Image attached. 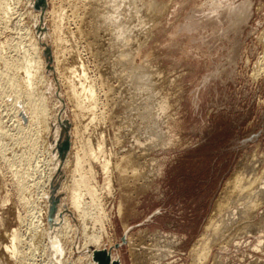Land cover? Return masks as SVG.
Returning <instances> with one entry per match:
<instances>
[{
    "label": "rangeland",
    "instance_id": "obj_1",
    "mask_svg": "<svg viewBox=\"0 0 264 264\" xmlns=\"http://www.w3.org/2000/svg\"><path fill=\"white\" fill-rule=\"evenodd\" d=\"M7 1V8L5 7L7 13H3L0 9L2 17L4 16L2 18L0 14V78L2 79L0 80V239H3L4 235H1L3 230L5 234L7 230L17 228L22 239H25L22 240L23 245L25 244L22 245L23 252L27 250L24 252L25 264L27 262L28 264H39V253H35L38 255L36 256L32 254L35 251H29L30 247V250H34L35 246L32 244L29 247L28 240L31 233H29L30 230L28 231L27 224L34 220L33 217H37L38 212L45 209L44 206L47 203H44L46 201L43 198L49 192L51 193L50 187L58 184L59 188L65 179V174H63L60 180L58 179L52 185H48L47 182L54 163L53 153L59 148L56 144L54 152H49L57 129L52 120L61 105L59 96L63 101L61 118L68 122H66L69 125L68 133L72 131L69 136H73L74 129L80 128L78 130L80 133H78L82 132V136L85 134V137L92 135L87 134L92 133L91 118L94 115L99 121L103 119L104 122L107 119L104 122L107 126H105L106 131L112 137L117 117L123 116L128 109L134 108L135 115H137L143 113L144 107L150 106L149 113L155 110L150 113L153 115L158 110L156 105L165 100L164 110L160 111L163 114L158 111L159 116L156 113L159 117L155 119V125L152 121L146 125L136 120L137 124L140 123L138 126L143 132V135H139L138 132L136 137L140 138L138 141L140 146L145 144L146 147L138 146L136 153L141 152V149H145L144 152L147 149L148 152L146 151L145 161H138L139 165L141 164L138 168H141L135 171H138L135 176L128 172L120 177L117 172H114L112 198H107L105 194L106 176L95 168L96 174H99L97 176L95 174L96 196L98 197L96 202H99V205L94 203L95 207L93 206L94 209L92 207L91 211L95 216L104 214L103 225L109 232L110 242L106 241L105 246L100 250L110 251L111 257L113 253L112 260L120 264H192L193 246L203 234V229L214 212L216 201L222 194L226 181L239 170L241 165H247L252 157L261 162V167L264 166V71L258 77L255 74L262 51L258 36L260 37V34L264 32V0H223L218 8H215L217 0H148L154 2L152 6H148L149 10L146 9L149 13L145 14L148 16L138 10L140 7V9L143 8L142 4L139 5L140 0H134V3L133 0L132 2L116 0L113 4L117 6L121 2L123 4L126 2V6L134 5L135 1H138L140 6L138 9L134 8L137 5L131 6L133 8L127 6L128 14L136 9L132 13L136 17L140 15L141 19H137L131 13L127 15L128 24L124 21L125 26L134 23V26L131 25L132 28L128 26L129 29L135 30L137 27L138 30L136 28L134 33L130 30V34L128 33L125 39L129 36L140 39L133 38L135 46L132 47L134 50H130L129 58L131 59L130 64L128 63L130 66L122 67L123 69L118 66V63L116 65L112 62L115 58L112 52H115V47L119 43L115 42L108 32L109 28H116L122 24L110 16L115 9L113 12L109 7L110 10L105 9L103 18L97 15L100 0H45L46 8L43 13L40 7L42 0ZM151 7L154 10L150 11ZM60 15L63 21L65 20L61 34H65L68 30L71 32H67L69 37L63 35L64 41L68 38L70 40L64 42L67 43L65 47H71V44L73 48L76 47L74 50L80 55L87 69V75H89L87 80L92 81L95 87L97 103L95 111L93 110L94 114L89 115L88 111L87 115L85 113L78 119L73 113L75 112L73 104L65 96L67 94L65 88L58 80L53 60L51 59L48 65L44 56L46 48L49 52L53 51L50 52V58H53L52 53L55 49L51 28L54 27L53 30L56 28L55 17H60ZM33 16L36 19H33ZM110 20L112 21L110 23H114L115 26L111 27ZM114 21H117L116 24ZM136 23L139 27L135 26ZM29 41H32L35 47L38 50L41 49L42 52L44 67L41 76L44 82L40 87L42 99H46L43 102L47 103V121L49 120L47 134L43 136L46 139L36 140L35 152L26 151L25 146L23 148L22 137L17 130L14 118L15 108L21 107L22 100L14 95V92L12 93L9 86L11 83H7L5 79V76L9 75L7 74L8 66L20 64L23 62L22 58L28 57L31 53ZM68 57L66 53V58ZM107 62L110 64L108 65ZM117 66L121 69L118 70ZM131 66L134 73L130 72ZM134 66L136 68L139 66L142 70L134 69ZM105 70L106 72H103ZM135 70L140 72L137 73ZM145 73L149 75L145 77ZM142 78L151 79V81L154 79L155 84L145 79L148 84L151 82V86L145 85ZM103 79L106 82L103 83ZM136 79H142L141 86H139L140 83L137 85ZM101 83H103L102 87ZM104 85L106 87L110 85V88L107 87V89ZM149 92L156 96L152 95L150 98ZM97 119L96 122H98ZM57 126L61 132L59 123ZM149 131L153 133L149 134ZM155 133L156 135H153ZM157 134L164 138L162 136L158 138ZM143 137L149 140L143 141ZM156 137L157 140L161 139L160 143L156 141ZM135 140V138L130 139L126 147H134ZM153 141L155 148H153ZM72 142H75L74 149L78 150L79 142L76 139ZM19 148L24 153V159L19 158L21 154ZM260 170L261 168H258L256 173L259 174ZM135 172L132 173L135 174ZM36 182L38 184L35 186ZM63 197V195L58 196L59 200ZM85 202H89L87 196ZM100 207L103 212L100 211ZM259 210L250 224L255 232L260 231L258 236L243 235L224 246L225 248L214 245L211 248V254L203 264H212L217 256L221 260L220 264H250L252 260L264 262V218L260 220L259 217V213L264 212V205ZM18 216L19 221L16 219ZM255 226L259 227L258 230ZM94 231H98L97 225ZM158 236L168 239L169 241L166 242L171 248L169 255L154 260L152 255L158 249L155 247ZM77 237L78 241L76 242V237H74L73 242H76V246L80 248L81 232ZM127 237L129 241H126ZM258 239L263 240V244L256 250ZM27 242L28 246H26ZM160 244L164 245L162 240ZM58 251H64L61 241L52 253L56 254ZM80 257L82 258L81 253H73L69 260L75 261V258ZM2 261L0 260V264ZM24 262L18 264H24ZM5 264L17 263L6 261Z\"/></svg>",
    "mask_w": 264,
    "mask_h": 264
},
{
    "label": "bare ground",
    "instance_id": "obj_2",
    "mask_svg": "<svg viewBox=\"0 0 264 264\" xmlns=\"http://www.w3.org/2000/svg\"><path fill=\"white\" fill-rule=\"evenodd\" d=\"M6 1L7 0H0V4L2 6L4 5L3 7L0 5V7H1L0 9L3 11V13H5L7 11L5 9V7H6V3L8 1L7 2ZM18 1H20V0H18ZM114 1L116 2V0H102V4H101V0H100V7H97V8H99V14H97V13L96 14L100 18H103L104 17V13H105L104 12L105 9H109L110 8L112 12H113V9H115L112 14L110 13L111 14L110 16H113L112 19L116 18L115 20H117V21L119 20L118 23L122 24V25L121 26L119 25V26H117L115 28V27H113L114 23L113 24L110 23V22H112L110 20L109 23L112 24L111 27H113L114 29L113 28L112 29L109 28V31L108 30L107 31L112 35V36L110 35L112 37V39L115 42L120 44V45L117 44V47H115L116 49L114 50L115 52H112L115 55L114 56L115 58H114V60L112 62H114L116 65L118 63V66H121V68H122V67H125V66H130V65H128V63H129V60L131 59V58H129L130 54H131L130 50L132 49L133 46H135L134 45V39L135 40H139L140 39V38L136 39L137 37L134 38L133 35H131V37L133 36L134 39L130 38V36L128 37L130 39H128V38L125 39L127 37V34L131 30L128 27L130 24L125 26V24L128 22L127 21L128 19L126 20V18H128L127 15H130V13L133 14L132 11L136 10V9H134V10L130 11V13L128 14L129 9H127L128 8L127 6L131 7V6L137 5V7H134V8L138 9L141 6L140 4H142L143 8L140 9L141 8L140 7L138 10H140V12L142 14L143 13L145 14V13H149L148 12V10H149L148 8L150 6H152L154 4V2L153 1H148V0H145V1H142V0L139 1L138 0L140 6L138 5V1H135L136 4H134V5H131V4L128 3L129 5H127V6L125 4L126 2H124L125 6H123L124 4L122 2L124 0H122V2H121L122 5L120 4L119 6H117V5L113 4V3H115ZM125 1H127V0H125ZM133 3H134V0H133ZM110 5H112V6H110ZM131 8H133V7H131ZM146 9H148V10H146ZM151 9L154 10V8L151 7L150 11H151ZM51 11L54 12L53 10H51ZM97 11H98V9H97ZM56 13H57V9H56ZM61 13H63V12H61ZM138 14H139V11H138ZM145 15H147V14H145ZM132 16L136 17L134 14ZM139 16L136 17V18L137 19L139 18V20H140L141 17H139ZM1 17H2V14H1ZM106 17H107V15H106ZM107 18L110 19L109 17H107ZM33 19H36V18L33 16ZM55 19H56L55 20L56 22L55 21L54 22L56 24L55 25L56 28L53 30L54 27L53 28L50 27L52 29V33L51 34L53 35V37H52L53 38V48L55 49L54 53H52L53 54V58H50V59H52L53 63L55 64V72L58 75L57 77H59L58 80L62 83L63 87L66 90L65 92L67 94L65 96L69 99V102L72 103L73 104L72 106L75 108L74 109L75 112L73 111V113L76 114L77 119L79 117H82V115L85 114L88 111L90 112L89 115H93L94 114L93 110L96 107L95 105L97 103L95 101V87H94L92 81H91L92 82L91 83L90 80H89V82L87 80V76L89 77V75H87L88 74L87 69L84 67V65L82 63V58L77 53V51L74 50L76 47L73 48L72 44L70 42L69 43L71 44V47L69 46L68 47L69 49L67 47H65V44H67V43H64V42H68L70 40H68L69 39L68 38L67 39L68 41L67 40L64 41V36L63 35H65L66 37H69V33H71L68 30L67 32H69V33H67V32L65 33L64 32L65 34H61L62 33V28H63L62 27L63 26V22L65 20L63 21V17L61 15H60V17L56 16ZM137 19H135V21ZM106 21H107V19H106ZM117 21H114L115 24H116ZM132 22H134V21H132ZM132 22H130V23H132ZM136 22H138V21H136ZM35 23H37V22H35ZM138 23H136L137 25H135V26H138L140 24V23L139 24ZM131 25L134 26V23H132ZM52 26H53V24H52ZM84 26H85V24H84ZM126 27H127V29H126ZM101 28H103V27H101ZM124 28H125V30H124ZM130 28H132V26ZM136 28L137 27H135V30H136ZM68 29H70V28H68ZM135 30L133 29V30H131V32L133 31V33H134ZM137 30H138V28H137ZM49 32H51V31H49ZM103 32H105V31H103ZM79 33H81V32L79 31ZM260 35H261L260 37L258 36V38H259L258 40H260V42L262 44V51H261L260 62H258L259 63L258 66L259 67L257 68V72L255 73L257 75V77L264 71V32L262 34H260ZM70 36H72V34ZM135 36H137V35H135ZM30 37H32V36H30ZM33 37H35V36H33ZM48 38H50V37L48 36ZM33 41H34V39H33ZM105 41H107V40H105ZM37 42H35V43L37 44ZM29 43H30L29 51H31L29 56L27 57V56L24 55L25 57L22 58L23 62H21V63L19 62L20 64H16V65L15 64L14 65L11 64V66H8L9 69L6 68V66H5V69L6 70L8 69L7 74H9V75L7 77V75L5 74L6 72L4 74L6 75L5 79H6L7 83H9V84L11 83L12 84V86H11V84L9 85L11 87L12 93L14 92L15 93L14 95H16L18 98H20L22 100L21 107L17 108V109L15 108V112H14L15 116H14V118H15V123L17 125V130L20 132L21 137H22V139L21 138L20 139H21V141H23L22 142L23 143V148L25 146L26 148H24V149H27L26 151L32 152V151L35 150L36 140H39L40 138H45L43 136L45 135V133L48 130L47 129V124H48L47 122L49 120L47 121V114H48V110L46 108V104L47 103L43 102V100L45 101L46 99H44V98L42 99L43 95L41 94V87H40L43 84V82H44L43 81L44 78H42V76H41V73H42L43 67H44V65H43L44 61L42 62V52L40 51L41 49L38 50L35 47V45H34V43L32 41H29ZM132 50H134V49H132ZM44 51H47V49L45 48ZM50 52H53V51H50ZM50 52H49V54H50ZM66 53L69 56L68 58H66ZM44 56H45V52H44ZM45 58H46V56H45ZM112 58H113V54H112ZM69 60L71 62H69ZM13 63H18V62H13ZM109 64L110 63H108V65ZM48 65H49V63H48ZM118 66H117V69L119 70L120 67L118 68ZM48 68H50V67L48 66ZM99 68H101V66ZM138 68H139V70H142V69H140L139 66H138ZM138 68L135 67L134 69H138ZM142 68H143V66H142ZM131 69H132V66H131ZM131 69H130V72L131 71L133 72V69L132 70ZM139 70H135V71L137 73H139L140 72ZM144 70H147V69H144ZM103 72H106V70L103 71ZM141 72L144 73V71H141ZM147 73H145V75H144L145 77H146V75L147 76L149 75ZM1 74H3V73H1ZM123 74H125V73H123ZM99 75H101V74L99 73ZM135 75L137 76L136 73H135ZM2 76H4V75H2ZM97 76H98V74H97ZM101 76H103V75H101ZM104 77H106V76L104 75ZM113 77H114V75H113ZM137 77H139V75ZM141 77H143V76H141ZM142 79H138V80L136 79L138 81L137 85H139V83L142 82ZM145 79H143V80L145 81ZM0 80H2V79L0 78ZM149 80L151 81V79H148L147 81H149ZM153 80L154 79H152L151 82L153 84H155L153 82ZM3 81H4V79H3ZM102 81H103V83L106 82L105 79H103ZM47 82H48V80H47ZM107 82H108V80H107ZM151 82H150V84H151ZM45 83H46V81H45ZM103 83L100 84L101 87L103 86ZM144 83H146L145 85L148 84L146 81L143 82V84ZM105 84H107V83H105ZM108 84H109V82H108ZM150 84H148V85H150ZM104 86H105V88H107L110 85H107V87H106V85H104ZM139 86H141V83H140ZM152 86L154 87V85H152ZM143 88H146V86L145 87L143 86ZM148 89H149V86H148ZM39 93L41 95H38ZM154 93H156V92H154ZM52 94H54V93H52ZM137 94H138V92H137ZM152 95L150 93V98H151ZM153 96H156V95H153ZM148 98H149V96H148ZM58 99H59L61 105H59V108H58L59 110L56 111V115H54L55 118L52 120L53 125L54 126L56 125L57 129L55 130V133H54V136H53V144H52L51 147L49 146L50 147L49 148V152L52 151V153L54 152V147H55L56 144H57L56 146H60L61 145L62 132H65L64 131L65 127L69 126L67 124L68 122L67 121H63L62 118H61L60 112H62L61 109H62V105H63L62 102L63 101H62L60 96L58 97ZM164 101L162 100V103L160 102V104L156 105V106H158L157 112L159 111V113H161L160 111L164 110V104H165ZM56 103H54V104H56ZM57 104H59V102ZM128 107H127V109H128ZM149 107H147V108L144 107L143 113L142 114L139 113L137 115H135V111L136 110L134 108H130L129 107L130 109H128V111H126V113H123L124 114L123 116L117 117L116 122H115V124L113 126L114 132H113L112 137H110L107 134V131H106V127L107 126L105 125L106 123H104V122H106L107 119L104 122H103V119H101L102 121L101 120L99 121L96 118L97 116H95V115L92 116V118H91V125H92L91 126V130H92V133H88L87 134V135H89V134L91 135L92 134L90 137H85V134H84V136H82V134H83L82 132H81V134H79L80 131H78V130L80 128L78 130H77V128L74 129L73 136L72 135L69 136V134L72 133L71 130H70L71 133L67 132L68 139H69V148L66 151V153L64 154L65 157H64L63 161L59 160V156H57L58 153L56 154V152H58V151L53 153L52 158L54 160L53 161L54 163L52 165L51 170L49 169L50 172H49V176L47 177L48 185H52L58 179L60 180V178H61L60 176L61 175L65 174L64 175L65 179L63 180V182L61 183L59 188H58V185H57V188L55 189V192H54V195H53L54 197H56L58 199V202H59V204L57 206V209H56V212H55V215H54V223L51 226L48 223V212H49V207H50L48 203H49V198H50V194L51 193L50 192L48 193V191H47L48 194L43 198L46 201L44 203H47V205L44 206L45 209L43 208L44 210H41L40 212H38L37 217H33L34 220H31L27 224L28 227H29L28 231L30 230L29 233H31V234H29L30 238L28 240V242L30 244L27 242L26 246H28L27 244H29V247H30V245L34 244L33 245V246H35L34 250L33 249L30 250L31 247H30V249L27 247V249H29V251H35V252L32 253L33 255L38 256L35 253H39V255H40L38 257V258H40L39 264H77V263L78 264H84V261H85V264H96V262L93 259L94 251H97V250H100L101 248H103V246H105L104 244L106 243V241L110 242V237H109L108 230L105 229V226L103 225L104 214L102 213L103 215L101 214V216H98V215L95 216V214L91 211V208L93 206L95 207L94 203L95 204L97 203L99 205V202H96V201H98V197L96 196L97 189H96V185H95V177L97 175H99V174L98 173L96 174L95 168L98 169V171L101 172L103 175H105L106 178H107V179L105 178L106 179L105 181L107 182L106 183V188H105V186L103 184L104 189H106V193L105 194L107 195V196L106 195H104V196H106L107 198L108 197L112 198V196L114 195L113 194V182L115 180L114 176H113L114 172H117L120 177H122L123 175H125L128 172H130L134 176L137 174L138 171L137 172H135V171L137 169L141 168V167L138 168L141 165V164L139 165L138 161H145V155H146L147 149L144 152L145 149L142 150L140 148L141 152L136 153V150H137L138 146L141 145L138 142L140 138H137L136 135L138 136V132H139V135H143V132H141V130H142L141 127L138 126L140 123L137 124L136 120H138L141 123H144L146 125L152 121V123L155 125V119H157V117L160 116L157 112L156 113L159 116H157L156 113L153 114V115L152 114L150 115V113L154 109L152 108L153 110L149 113V109H150ZM53 108H54V106H53ZM51 110H52V108H51ZM87 114L88 113H86V115ZM109 114H111V113H109ZM161 114H163V113H161ZM63 115H62V117H63ZM155 115H156V118H154ZM51 116H52V114H51ZM89 117H91V116H89ZM113 118H111V119H113ZM96 119H97L98 122H96ZM80 120H81V118H80ZM164 120H165V117H164ZM112 121H114V120H112ZM79 122H81V121H79ZM58 123H59V126L61 127V130H62L61 132H60V129L58 128V126H57ZM159 124H161V123H159ZM53 125H52V127H54ZM157 125H158V123H157ZM157 129H158V127H157ZM85 130H87V129H85ZM143 131L145 132L146 130L144 129ZM153 132L149 131L148 133L150 134V133H153ZM158 132L161 133V131H158ZM59 135H61V136H59ZM153 135H156V133L153 134ZM144 136H146V135L144 134ZM157 136L159 138L162 135L159 136L157 134ZM151 137H150V139H151ZM72 138L76 139V141L79 142L78 150L74 149L75 142H72V140H73ZM132 138L136 139L134 141V145L135 146L132 147V148L131 147L127 148L126 145L130 142V139H132ZM158 138L156 137L155 139H156L157 142L159 141V143H160L161 139L157 140ZM70 139H71V141H70ZM142 139H143V141L149 140V139L144 138V137ZM142 139H141V143H142ZM16 143H19V142H16ZM11 145H12V143H11ZM153 145H154L153 148H155V142H154ZM19 146H20V144H19ZM130 146H132V145H130ZM142 146H144V148H146L145 144L142 145ZM142 146H140V147H142ZM149 146H150V144H149ZM44 149H45V147H44ZM20 151H21L20 152L21 154L19 153L20 154L19 158L20 159H24V153H23V151L21 149H20ZM150 151H151V149H150ZM15 152H17V151H15ZM29 155H31V154H29ZM257 159H259V158H257ZM259 161H261V160H259ZM248 163H247L248 166L247 165H244V166L241 165L238 168L239 170L236 171L226 181L224 189L221 192L222 194H220V197L216 201L214 212L212 213V215L209 218L206 226L203 229L204 230L203 234L198 239V242L193 246V250L191 252L192 264H203L207 260L209 255L211 254V248H213L214 245H219L220 248H225L224 246L228 245L233 240L235 241V239H237L238 237H242L243 235H255V236H258L260 231H258V232L256 231L255 232L253 227H251L252 225H250V224H251L252 220L254 219V217L256 216L257 212L260 211L259 210L260 207L264 205V166L261 167L262 166L261 162L256 161L254 157H252L251 160L248 161ZM96 164L98 166L95 167ZM258 168H261V170H260L261 172L259 174L256 173V171H258ZM147 171H149V170H147ZM132 172H135V174L132 173ZM139 173H140V171H139ZM95 174H96V176H95ZM124 180H125V178H124ZM37 184L38 183L36 182L35 186ZM52 187L53 186H51L50 188H52ZM101 188H103V187H101ZM60 195H63L64 197L59 200L58 196H60ZM86 196L89 198V202H85V197ZM96 197H97V200H96ZM98 205H97V208H98ZM94 207H93V209H94ZM101 207H100V209H101ZM100 211H102V209ZM19 216L16 218L17 221H19L18 220ZM259 217H260V220H262L264 218V212L263 211L261 213H259ZM105 219H106V216H105ZM258 224L259 223L257 222V225ZM96 225L98 227V231L97 232L94 231L95 228H96ZM258 226H260V225H258ZM255 227H256V230H258L259 227L258 228H257V226H255ZM3 231L5 232V230H3ZM4 232H3V234H1V235H4L3 239L2 238H1L2 240L0 239V260L1 261L3 260L2 263L4 261L5 262L6 261H12L13 263H17V264L24 262V260H25L24 259L25 258L24 252H26L27 250L26 251L24 250V252H23V249H22V245H23L22 242L23 241L22 240H25V239H22L20 231L17 228H13V229L7 230L5 234H4ZM80 232H81V236H82V242H81V247L78 248L76 246V242L78 241V237L77 236L79 235ZM74 237H76V242H73ZM156 238L158 240L156 242L157 244L155 243L156 244L155 247L158 248V249L155 250V251L153 250L154 251V253H153L154 256L152 255V257H153L154 260H159V258L161 259V258H164L167 255H169L168 253H169V250H170L171 247L166 242V241H169L168 239L164 238L163 236H158ZM161 240L164 243V245L160 244ZM59 241L62 242V246H63V250L64 251H62V252L58 251L56 253L57 254L56 255L55 253L54 254L52 253V250L54 248L55 249L57 248ZM126 241H129L128 237L126 238ZM126 241H125V243H126ZM256 244H257V246L255 248L257 250L258 249L257 247H259L261 244H263V240L258 239ZM149 252H150V250H149ZM73 253H77V254L81 253L82 258H83V256H84V258L83 259L81 257L78 258V259L75 258L76 259L75 261H71V260H69V257ZM151 253H152V251H151ZM33 255H32V257H34ZM29 257H30V255H29ZM32 257H31V260L33 259ZM113 257H114V255L112 253V258ZM217 257L214 258V259L212 258L213 259V263L211 262L212 264H220L221 260L219 258H217ZM221 258H223V257H221ZM31 260L29 259L27 261H31ZM252 261L253 262L250 263V264H264V262L259 261V260H255V261L252 260ZM5 262H4V264H5ZM25 263L26 262H24V264ZM27 264H28V262H27Z\"/></svg>",
    "mask_w": 264,
    "mask_h": 264
},
{
    "label": "water",
    "instance_id": "obj_3",
    "mask_svg": "<svg viewBox=\"0 0 264 264\" xmlns=\"http://www.w3.org/2000/svg\"><path fill=\"white\" fill-rule=\"evenodd\" d=\"M41 13L44 12L45 8H46V2L45 0H42L41 2ZM45 56H46V61L50 64L51 63V59H50V54L49 51H45ZM65 123V122H64ZM68 128L69 126L65 127V132H62V142L61 145L59 146L60 148H58V156H59V160L63 161L64 157H65V153L69 148V139H68ZM61 141V140H60ZM58 184H55L52 188H51V194H50V198H49V212H48V223L49 225H53L54 223V215L57 209V204H58V199L56 197H54V192L55 189L57 188ZM93 259L96 262V264H120L119 262L112 260L110 251L107 250H97L94 251L93 254Z\"/></svg>",
    "mask_w": 264,
    "mask_h": 264
},
{
    "label": "flooded vegetation",
    "instance_id": "obj_4",
    "mask_svg": "<svg viewBox=\"0 0 264 264\" xmlns=\"http://www.w3.org/2000/svg\"><path fill=\"white\" fill-rule=\"evenodd\" d=\"M222 1H223V0H217V1H215V2H216L215 8L220 7Z\"/></svg>",
    "mask_w": 264,
    "mask_h": 264
}]
</instances>
